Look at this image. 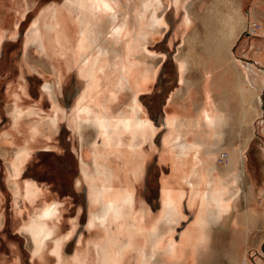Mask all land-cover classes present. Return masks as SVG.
Listing matches in <instances>:
<instances>
[{
    "label": "rangeland",
    "instance_id": "374dc122",
    "mask_svg": "<svg viewBox=\"0 0 264 264\" xmlns=\"http://www.w3.org/2000/svg\"><path fill=\"white\" fill-rule=\"evenodd\" d=\"M67 1L0 0V264H98L95 241H102L110 235L120 241L127 239L126 229L119 230V224L154 228L165 205L163 182L177 184L171 173V162L165 161L162 153L168 134L167 118L170 114L183 113L180 102L175 99V93L184 82L180 55L190 60L186 75L197 90L203 85L204 79L209 81L208 72L214 75L210 83V100L222 103L231 112L225 153L231 148H241L243 142L249 139L245 160L256 192L249 196L247 208L242 205L237 208L238 231L232 240L216 248L211 256L201 261L191 252L187 263L264 264V194H259L260 188L264 186V98L258 99L259 104L255 100L256 94L262 92L260 85L264 83V75L259 71L262 77H253L258 72L255 67L249 72L253 73L249 80L246 78L248 72L242 78L245 67L232 62V58L235 59L233 53L243 63L247 60L254 62L253 59L261 57L260 50L253 48L250 43L253 38L263 40V22L256 18L250 19L248 23L245 18L250 13L252 1L181 0L176 5L173 0H163L159 13L163 11L164 31L156 34L148 43L149 60L154 61L155 75L147 80L145 87L138 93L143 115L155 125L157 131L151 139L149 134L147 136L144 148L146 155H149L140 162L139 172L128 175L127 165L123 164L125 155L117 149L106 147V139L97 137L100 150L111 154L117 163L115 165L122 164L120 167H124L121 180L117 181V189L132 188L136 204L128 209L125 219L112 220L111 230L102 224L89 225L91 211L99 208V205L95 204L94 190L83 174L81 155H84L85 161L91 160L93 155L90 142L81 140L74 116L81 103L84 107L92 106L100 113L104 98L116 87L113 85V74L109 75L107 68L105 71L98 68L90 89L89 73L74 62L73 54L75 58L74 51L80 43V31L76 24L79 18L66 9ZM187 2L190 3L193 19L189 28L185 22ZM54 5L62 6L70 28L69 35L63 34L62 29V53L60 42L55 41L51 45V57L56 64L62 65V71L65 72L62 75V88L58 91L61 109L55 123L51 121V116L57 114L53 111L54 99L44 89L45 82L59 80L49 63L52 58L46 60L35 44L27 45L28 31L33 23L44 19L48 12L49 20L51 6ZM221 34L230 39L225 40V44L222 41L221 47L216 49L218 43L214 39L220 38ZM230 43H233L232 47ZM60 59L62 64L59 63ZM101 63L106 64L105 61ZM248 65L252 66L251 63ZM252 80L253 86L246 83H252ZM255 83L260 86L259 91L255 89ZM96 87L102 88L98 90ZM128 99L127 95H123L115 108L125 107ZM202 99L199 98V101ZM16 102L20 103L24 111L19 122L14 121L11 113ZM90 132L87 135L92 137L91 129ZM194 135L195 132L191 130L189 137ZM122 137L126 143L132 139L129 130ZM20 149L23 153L27 152L28 157L24 159L25 153L21 156ZM218 161L225 163L220 158ZM13 163L19 164L22 170L17 178L11 174ZM16 180L20 183L21 193L15 192ZM28 185L38 192L28 194ZM54 201L59 202L60 210L49 222L51 234L45 236L40 251H37L36 243L26 228L38 220L41 208ZM182 203V217L174 232L177 241L193 222L199 209L198 201L197 205L191 206L189 195L182 199ZM143 219L148 222L142 223ZM134 253L138 254L136 251L129 253L123 264H136ZM172 261L179 262L178 259Z\"/></svg>",
    "mask_w": 264,
    "mask_h": 264
},
{
    "label": "bare ground",
    "instance_id": "6f19581e",
    "mask_svg": "<svg viewBox=\"0 0 264 264\" xmlns=\"http://www.w3.org/2000/svg\"><path fill=\"white\" fill-rule=\"evenodd\" d=\"M173 1L176 5L181 3V0ZM187 3L185 22L189 28L193 19L190 3ZM162 6L163 0H68L66 3V9L76 14L75 18H79L76 24L80 31V43L74 51L76 56L74 58L73 54V59L81 69L89 73L90 89L94 85L91 81L97 77L98 68L103 71L107 68L109 75L113 74V85L116 87L108 96L104 95L106 97L101 103L103 110L100 113L92 106L84 107L81 103L74 116L81 140L84 142L87 139L90 142L93 155L88 161L81 155L83 174L94 190L95 204L99 205V208L91 211L89 225L102 224L111 230L112 220L125 219L128 209L135 204L132 188L128 186L126 190L117 189V181L121 180L124 167H120V163L115 165L117 163L113 161L111 154L100 150L97 137L106 139V147L117 149L125 155L122 163L127 165L128 175H131V172H139L140 162L149 155H146L144 148V143L148 141L147 136L149 134L151 139L157 131L155 125L143 115L138 93L145 87L147 80L155 75L154 61L149 60L148 43L156 34L164 31L163 11L159 13ZM51 7L49 20L48 12V15L44 16L46 19L33 23L28 31L27 45L35 44L39 52L46 56V60L52 58L49 63L59 80L45 82L44 89L54 99L53 111L57 114L51 116V121L55 123L61 109L58 91L62 88V75H65V72L62 71V65L56 64L55 59L51 57V45L55 41L60 42L62 53V29L63 34L69 35L70 28L62 6ZM255 16L253 15L254 18ZM224 35L227 36L225 33ZM224 35L214 39L215 43H218L215 45L216 49L221 47L222 41L225 44ZM53 47L56 49L55 45ZM180 59L184 82L175 93V99L180 102L183 113H169L166 147L162 153L163 159L171 162V173L174 174L177 184L163 182L165 205L161 218L152 225L154 228L130 223L119 224V230L126 229L127 239L120 241L110 235L107 239L94 242L99 254L98 264H123L126 256L135 251L138 253L133 254L137 260L136 264H188L187 258L191 252L198 261L204 260L212 255V251L230 242L232 236L237 234V208L240 205L247 208L249 196L256 193L252 174L245 160L249 139L243 142L241 148H231L225 153V138L231 112L224 108L222 103L210 100L209 81L207 82L206 77L201 88H195L194 82L186 75L190 69V60L181 55ZM103 61L106 64H102ZM249 68L254 70V65ZM246 78L249 80L248 73ZM123 95H127L129 99L125 107L118 106L116 109V102ZM201 97L203 99L199 101ZM11 113L14 121L19 122L24 115L20 103L16 102ZM90 129L93 131L92 137L87 135ZM128 130L132 139L126 143L122 134ZM191 130L195 132L194 137H189ZM24 153L25 159L28 153ZM24 153L20 149L21 156H24ZM219 158L225 163H219ZM11 166V174L17 178L21 167L16 163ZM15 182V192L21 193L20 183L18 180ZM78 183L80 184V181ZM26 192L36 194L38 191L28 185ZM260 193L264 194V186L260 188ZM186 195L190 196L191 206L199 202V209L197 208L193 222L177 241L174 232L182 217L181 204ZM142 208L145 209L144 206ZM59 210L58 201L46 204L38 211V220L26 228L36 243L37 251H40L41 243L50 233L49 222L58 215ZM145 219L141 222H146ZM173 259H178L179 262L172 261Z\"/></svg>",
    "mask_w": 264,
    "mask_h": 264
},
{
    "label": "crops",
    "instance_id": "0c3cea01",
    "mask_svg": "<svg viewBox=\"0 0 264 264\" xmlns=\"http://www.w3.org/2000/svg\"><path fill=\"white\" fill-rule=\"evenodd\" d=\"M252 1V4H251V7H250V13H249V15L247 16V17H245L247 20H248V23H249V20L251 19H258V18H260L261 20H262V22H263V29H264V0H251ZM241 4H242V1H241ZM240 7V11H241V14L243 13L242 12V9H241V6H239ZM256 8V9H255ZM253 15H256L255 16V18L253 17ZM253 17V18H252ZM241 33V32H240ZM238 34V33H237ZM262 37H263V40L262 41H257L258 39H255V38H253L252 39V41H251V46L253 47V48H258L259 50H260V54H261V57L260 58H256V59H253L254 60V62L252 61V62H250V61H248L247 60V62L246 61H244L245 63H243L242 62V59L240 58V57H237L233 52H231V53H233L232 55L235 57V59H236V61H235V59L234 58H232V62L235 64V65H242L243 67H245V69H244V71H242V78H243V74H245V72H248V74H249V78H251V75L253 74V73H249L250 71L252 72L253 70H251L250 68H249V65L248 64H253L254 65V68L256 67L257 69H258V72H256V74L255 75H253V77L254 76H257L258 78L260 77H262L261 75H260V72H262L263 73V75H264V30H262V35H261ZM238 37H239V35H238ZM237 38V37H236ZM228 39H230V38H228ZM228 39H226L227 41H228ZM230 41V40H229ZM232 42H233V39L231 40ZM233 44V43H232ZM231 43H230V46L232 47L233 45H232ZM238 59L240 60V61H238ZM245 64H247V66H245ZM260 71V72H259ZM212 76H214L212 73H210V72H208V78H209V92H210V90H211V86H210V83H212V81H211V77ZM251 80V79H250ZM246 83H248V84H251L252 86H253V80H252V83H249L248 81L246 82ZM262 84V83H261ZM256 86V87H255ZM261 86V91L263 92L264 91V83H263V85H260ZM260 86L257 84L256 85V83H255V85H254V87H255V89L256 88H258V91H259V89H260ZM236 88V87H235ZM241 89V88H240ZM250 90V89H249ZM232 91H234V89L232 90ZM236 91H237V88H236ZM262 92H260V93H257L256 94V97H255V100H256V102H257V104H259V98H264V95L262 94ZM233 93V92H232ZM263 96V97H262ZM254 98V97H253ZM210 99H211V97H210Z\"/></svg>",
    "mask_w": 264,
    "mask_h": 264
}]
</instances>
